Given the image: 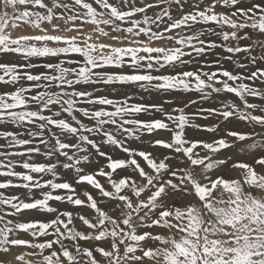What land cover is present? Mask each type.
<instances>
[{"label":"snow or ice","instance_id":"1","mask_svg":"<svg viewBox=\"0 0 264 264\" xmlns=\"http://www.w3.org/2000/svg\"><path fill=\"white\" fill-rule=\"evenodd\" d=\"M0 264H264V0H0Z\"/></svg>","mask_w":264,"mask_h":264},{"label":"rangeland","instance_id":"2","mask_svg":"<svg viewBox=\"0 0 264 264\" xmlns=\"http://www.w3.org/2000/svg\"><path fill=\"white\" fill-rule=\"evenodd\" d=\"M226 67H227V65H225ZM195 107V106H194ZM193 135H196L195 133H193ZM199 135H201V136H203L204 134H199Z\"/></svg>","mask_w":264,"mask_h":264}]
</instances>
